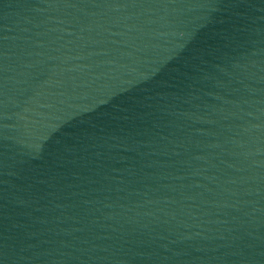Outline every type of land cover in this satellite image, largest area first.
<instances>
[{"label":"water","instance_id":"1","mask_svg":"<svg viewBox=\"0 0 264 264\" xmlns=\"http://www.w3.org/2000/svg\"><path fill=\"white\" fill-rule=\"evenodd\" d=\"M264 219V0H0V264H218Z\"/></svg>","mask_w":264,"mask_h":264}]
</instances>
